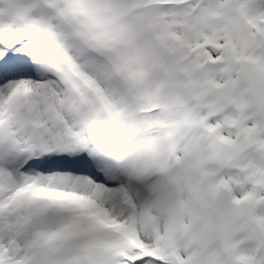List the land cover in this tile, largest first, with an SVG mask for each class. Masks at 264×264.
Segmentation results:
<instances>
[{
    "label": "rangeland",
    "instance_id": "374dc122",
    "mask_svg": "<svg viewBox=\"0 0 264 264\" xmlns=\"http://www.w3.org/2000/svg\"><path fill=\"white\" fill-rule=\"evenodd\" d=\"M56 1L63 5V0ZM70 1L77 5V0ZM80 2L89 7L115 6L118 7L120 13L129 5L122 0H80ZM18 6L16 11L25 12L27 8L25 1H19ZM201 7L209 10V16L219 17L222 15L220 18H225V22L221 23L222 27L218 26L215 20H213L215 24L211 26L216 25L214 26L218 32L216 37L221 45H223L225 36L231 35L234 50H237L235 59H228L222 54V57H219L217 54L218 58H221V61L225 60L226 63L217 68V70H221L220 75L213 78L221 85L230 84L229 91L222 95L224 98H221L223 99L222 104L227 105L230 102L227 98L230 97L234 105L222 115L228 128L224 127L225 123L219 126L221 118L220 121L212 122L213 131L207 134V139L211 141L206 147L207 153L200 151L201 153L198 154L200 160L210 156L208 151L211 152V161L215 156L224 157V166L228 167V172L222 173L216 169H203L200 161L199 171L196 167L191 168V170L181 169L179 162H185L187 158L196 160L197 156H193L191 151L199 148L203 136L202 132L207 131V127L199 120L202 117L195 114L192 116V123L188 122L186 126H182L178 121L177 128L174 129L176 134L174 136L167 135L166 137L169 138L162 142L167 148L165 157L160 156L159 153L158 155H150L143 160V164L144 161H152V166L155 168L158 167L159 163L161 164L159 166H163L162 171L166 173L171 189L166 190V179L161 175L155 179L151 178L153 181L150 185L146 181L147 178L141 179V182L145 184H143L145 191L140 193L128 191V196L133 203L131 211L114 208L110 199L105 197L106 193L102 187H99V190L96 187L94 192L97 194L95 195L83 193L78 188L71 192L66 190L64 193L55 190L54 196H57L63 205L68 208H72L70 204L82 205L84 209L90 212L91 219L97 225L93 226L91 222H88L79 230L77 235H74L72 227L66 224L61 227H46L45 238L54 235L57 239L52 257L53 264H75V250L85 244L92 246V237L98 242V247H92L90 254L95 264H111L113 253H124L127 259L135 261V264H240L241 262L236 263L229 257V254L232 256L233 252L239 256L242 255L243 263L241 264H264V245L261 243V240H264V226L261 227L264 223V194L258 192V189L253 190L243 185L245 179L251 178L252 175L255 177L264 175V151L259 149L260 144L264 142V85H261V82L264 84V0H241L239 6L234 4V0H202ZM202 13L206 14L207 10L205 13L202 11ZM241 15L252 17L250 20L244 21L246 26L241 28L236 38L233 30L242 20ZM257 26L259 30L256 29ZM218 27L226 28L227 34L221 33ZM38 29L46 31L42 23H38ZM131 30L133 32L138 31L135 27H132ZM136 37H139V34H136ZM136 37L134 40H123L121 48L126 58H129L138 69L145 71L150 64L146 54L150 55L151 53L141 38ZM61 45H64V42H61ZM225 70L231 72L229 75L227 73L229 78L223 80L221 74H225ZM149 71L146 70V76L143 75L141 78L143 94L137 96L140 97L138 102L151 103L153 101L152 96L154 97L151 90L156 87L162 90L161 96L164 100H168L171 97L169 86L163 81H152L154 78L148 74ZM107 91L110 92V90ZM172 95L175 98L174 92ZM110 96L120 110L130 111V108L121 105L118 97H115L114 94H110ZM209 99L211 100L210 104L214 103V100ZM216 108L214 105L210 106L213 112L216 111ZM203 109L209 111L208 106L202 103L201 110ZM242 128H244L243 132ZM221 136L222 138H230L233 143L231 140L217 139ZM205 140L206 138H204ZM234 151L237 154L236 158L235 155L230 156ZM240 164L243 166L242 168L239 167ZM235 168L240 169L238 172H233ZM181 170L183 173H180ZM249 171L253 173L251 176H243L242 172L249 174ZM197 172L203 180L207 179L213 183H205L206 181L203 183L209 190L204 192L205 198L210 200L212 191L217 192L219 186L233 185L232 183L236 181L240 184V187L236 188L237 194L244 200L249 195L251 198L248 201L254 202H245L247 206L249 205V212L241 210L240 207H234L227 209L224 213L223 194L222 192L219 195L216 193L217 197L213 199V205L218 210L220 208L219 215L222 213L224 215L231 214L235 216V220H238L233 222L226 219L224 222L226 232L222 233L219 238L214 237L218 241L214 240L213 237L207 239V236L200 237L205 230H207L205 232H209L207 225L210 218V224L216 221L214 216L209 214L211 210L207 201H205L203 209L199 205L201 192L204 188L200 184H196L195 181H186L183 177L184 174L193 176ZM209 172L215 173V176L207 177L206 173ZM59 174H62L64 176L62 179L65 180L82 181L83 179L87 180L85 181L87 183H95L92 182L93 179H89V181L81 176ZM263 178L264 176L261 179L263 180ZM177 182L183 186V195L178 192L173 195L172 186ZM173 196H176L174 201L178 200L177 204L173 201ZM239 213H241V217L238 216ZM152 227L158 229V235L154 234ZM125 232L133 234L138 241L133 249L128 250L127 254L125 253L127 248L123 237ZM182 232L186 234L181 236ZM193 241L202 243V247L206 249L201 251L192 245ZM243 241L244 243H242ZM174 243L176 247L172 248ZM107 246H109L108 249H106Z\"/></svg>",
    "mask_w": 264,
    "mask_h": 264
},
{
    "label": "bare ground",
    "instance_id": "6f19581e",
    "mask_svg": "<svg viewBox=\"0 0 264 264\" xmlns=\"http://www.w3.org/2000/svg\"><path fill=\"white\" fill-rule=\"evenodd\" d=\"M16 38L17 37H15V40H16ZM26 76L21 75V76H18V78L15 76L5 77L0 84V101L2 99L3 100L9 99V98L13 99L15 97V95L17 96L16 91H20L22 89L27 90V89L33 88V86H35V83L32 81V79H29ZM12 87L16 88L13 94L12 93H7L5 95L1 94V90L3 88L8 89V88H12ZM68 156H70V157H69V159H67V164H69L72 161H77L75 156H72V155H68ZM101 174H102V176H105L104 172H101ZM63 177L64 176L62 174L51 175V177H50L49 175H46L45 173L44 174L37 173L36 176H29L28 175L27 178H25L23 180L25 182L21 183L20 188H22L23 186H25L29 182H32L33 186L44 185V187H42L44 189H48L51 187L53 189H55V187H57V189L59 191L68 190L69 192H71V191L78 188L83 193H90L91 195L97 194L94 192V190H96V187H99L97 184H90L89 182L87 183L84 181L65 180V179H62ZM19 185L16 184L15 180H13V178L11 177V175H9L8 172H6L3 169H0V191H2V190L4 192H5V190H10L11 192H12V190L16 191L18 189ZM10 207H12V206L9 203L5 204L2 201H0V215H2V216L5 215V213L7 212V208H10ZM14 226H17L18 231H20V233H26V231L30 230V227H28L27 229L25 227H23L21 224V221H18L17 224ZM2 228L6 229V233L8 232L7 224H5V222H4L3 226L1 227V229ZM24 249L25 248L21 247V245L19 244L16 251L12 253L14 259L18 258V255L23 253ZM25 257L29 260V262H31V260L34 256L32 254H30V252L28 251V253ZM20 258H22V260H25V258H23V257H20Z\"/></svg>",
    "mask_w": 264,
    "mask_h": 264
}]
</instances>
